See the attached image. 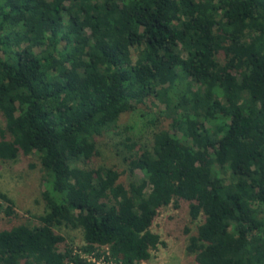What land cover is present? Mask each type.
<instances>
[{"label": "trees", "instance_id": "16d2710c", "mask_svg": "<svg viewBox=\"0 0 264 264\" xmlns=\"http://www.w3.org/2000/svg\"><path fill=\"white\" fill-rule=\"evenodd\" d=\"M146 99L167 127L123 158V184L87 161ZM0 116V161L35 154L44 205L0 229V264L146 261L178 199L195 263L264 264V0H0Z\"/></svg>", "mask_w": 264, "mask_h": 264}, {"label": "rangeland", "instance_id": "374dc122", "mask_svg": "<svg viewBox=\"0 0 264 264\" xmlns=\"http://www.w3.org/2000/svg\"><path fill=\"white\" fill-rule=\"evenodd\" d=\"M155 102L146 99L147 110L140 105L137 109L121 115L113 128L95 136L97 154L87 164L92 167H112L120 173L118 181L126 183L127 164L123 158L128 157L138 147L149 146L151 134L157 127H167V120L162 118V112L159 115ZM2 127L3 120L0 116V128ZM130 143L135 145L128 149ZM134 172L140 176L138 170ZM0 190L13 202V214L5 216L0 212V229L19 223L36 224L35 216L44 209L40 196L41 172L36 155L19 154L14 160L0 161ZM187 205V201L178 199L176 207L169 204L158 209L150 229L158 234L164 245H158L152 250L148 260L136 264H197L192 255L185 252L187 236L194 233L195 224L198 222L188 221ZM185 228H188L189 233L184 232ZM58 232L64 236L65 244L72 245L75 249L81 245L79 230L61 228Z\"/></svg>", "mask_w": 264, "mask_h": 264}, {"label": "built area", "instance_id": "2783aa9c", "mask_svg": "<svg viewBox=\"0 0 264 264\" xmlns=\"http://www.w3.org/2000/svg\"><path fill=\"white\" fill-rule=\"evenodd\" d=\"M88 259L93 260V258H91V257H88ZM104 264H114V263H104ZM133 264H136V263H133Z\"/></svg>", "mask_w": 264, "mask_h": 264}]
</instances>
